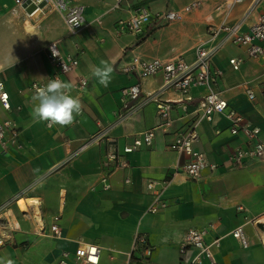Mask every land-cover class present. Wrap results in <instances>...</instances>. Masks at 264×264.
<instances>
[{"label": "crops", "instance_id": "crops-1", "mask_svg": "<svg viewBox=\"0 0 264 264\" xmlns=\"http://www.w3.org/2000/svg\"><path fill=\"white\" fill-rule=\"evenodd\" d=\"M66 1L85 5V22L75 32L69 30L59 10L45 7L43 13L27 15L17 8L11 13L12 0H0V81L10 103L5 109L0 102V121L14 122L21 143L18 148L0 150V204L9 205L18 223L13 240L0 247V260L58 264L66 251L68 264H83L75 259L73 250L83 243H95L100 247L98 264H138L129 252L134 233L139 231L153 247L149 259L140 264H185L193 251L180 253L184 233L189 228L208 227L207 240L220 236L219 245L213 249L218 264H264L258 221H248L264 213V163L251 160L243 168L230 169L227 161L229 153L245 143L243 132L230 133L229 120L221 113H215L211 120H199L193 147L217 163V168L212 172L205 169L199 181L170 174L185 159L169 144L196 118L203 89L192 90V100L183 108L181 93L161 87L162 76L155 74L141 80L143 106L125 117H116L121 88L136 81L135 75L120 70V66L132 55L180 56L192 61L196 45L208 37V23L219 18L214 8L222 0H129L119 7H114L113 0ZM192 1H199V5L180 21L159 26L149 23L136 35L116 29L117 21L135 7L162 11L181 9ZM252 1L235 5L229 21ZM31 9L26 7L25 11ZM255 10L264 12V0H258ZM51 41H57L62 53L78 57L76 68L61 80L71 84L80 77L87 80L81 92L71 89V94L81 100L82 115L66 127H48L31 115L34 93L30 83L47 84L55 70L47 57ZM231 57L242 59L239 69H232L228 62ZM101 60L113 67L107 87L91 77V69ZM211 60L220 72L217 85L221 95L264 133V60L249 57L244 48L234 45L224 47ZM248 87L255 95L252 100L245 93ZM152 98L170 101L167 117L157 112ZM152 127L156 133L150 144L124 154L128 166L106 164L108 152L122 153L124 146ZM97 132L95 141L67 159L64 139H71L73 149ZM102 173H108L110 182L105 190L98 180ZM149 178L158 181L156 188L166 203L153 213L147 210L154 200L153 191L146 188ZM18 197L37 199L34 205L46 225L58 215L61 237L33 233L29 217L15 207ZM239 205L245 210H239ZM237 225H243L250 241L247 248L229 234Z\"/></svg>", "mask_w": 264, "mask_h": 264}, {"label": "built area", "instance_id": "built-area-1", "mask_svg": "<svg viewBox=\"0 0 264 264\" xmlns=\"http://www.w3.org/2000/svg\"><path fill=\"white\" fill-rule=\"evenodd\" d=\"M129 0H113L114 7H119L121 3ZM244 0H222L214 8L218 20L210 21L207 25L208 37L201 40L195 47V56L192 61H186L182 57H152L143 58L139 55H132L129 60L125 61L120 70L136 77L132 84L121 88L120 105L116 112L117 119L127 116L128 114L140 109L145 103L141 97V80L161 74V87L173 88L181 93L183 99V108H186L187 102L192 100V90L203 89V94L197 101V116L192 121L188 129L178 132L169 144L170 149L176 151L184 157L181 165H177L170 172L171 176L180 173L189 180L199 181L203 177V171L208 169L214 171L218 164L210 162L202 151L196 150L193 143L198 135L196 124L201 119L211 120L215 113L223 114L229 120V132H243L246 136L245 143L239 145L231 151L227 157L230 169L243 168L251 160H257L264 163V133L258 126L250 124L243 116L231 107L226 99L221 95L218 89V79L220 72L212 65V56L224 47L234 45L245 49L249 57L260 58L264 60V12L255 10L258 0L252 3L232 21H229L231 11L235 5L242 3ZM28 5H32L30 11H25ZM199 1H192L184 5L181 9L169 8L162 11H150L145 6L133 8L126 18L117 21L116 29L118 32H128L139 34L146 24L164 25L171 22L180 21L184 14L197 7ZM45 7L56 9L63 12V19L71 32L81 28L85 22L84 10L85 5L81 3H68L66 0H12L9 8L12 13L17 8L24 11L27 15L43 13ZM53 52L57 55H53ZM79 52H81L79 50ZM47 57L55 67L54 72L49 79L62 76L65 73L73 71L78 64L77 55L62 53L57 45V41H51L47 45ZM242 59L231 57L228 59L232 69L237 70L240 67ZM48 79V80H49ZM42 81H33L29 88L35 92L36 87L44 86ZM87 85V80L80 77L72 84V89L81 92ZM249 100L254 99L255 95L250 87L245 89ZM261 97L264 99V91H261ZM155 102L157 112L164 117L168 116L171 108L170 101L152 98ZM0 102L3 108L10 107L8 93L4 89L3 82L0 81ZM47 126V122H46ZM100 132L90 135L86 141L80 143L76 148L71 149V139H64V144L68 149L67 159L75 156L83 148L95 141ZM156 127H152L143 132L140 137L134 138L133 142L124 146L123 152L117 150L110 151L106 154V164L115 167H126L128 161L124 154L132 151L136 146L148 145L155 137ZM19 130L14 122L10 119L0 121V150L7 151L10 147H20ZM180 167V168H179ZM101 189L110 187L108 173H102L99 177ZM158 181L147 179L146 188L153 191L154 200L148 206L149 212H156L166 206L161 199V192L157 190ZM38 206V205H37ZM241 211L245 208L237 206ZM36 206L31 205L25 211H20L27 215L32 222V232L38 236L61 237V229L58 225V215H53L48 225L41 217L40 212H35ZM38 216V217H37ZM248 221H264V213L259 216L248 218ZM258 228V227H257ZM259 229V228H258ZM18 230V223L11 208L7 203L0 204V247L13 240V232ZM208 227L189 228L183 235L180 245V253L184 255L190 250L193 253L185 261V264H218L213 249L219 245L220 236L207 240ZM261 233V242L264 243V231ZM229 234L239 243L242 248H247L250 241L245 234L243 225L233 227ZM152 246L148 243L145 235L136 231L133 236V245L129 255L135 257L139 263L146 262L151 253ZM100 247L95 243H83L73 250L75 259L80 260L83 264H98ZM68 252L61 253L58 264H68L66 258Z\"/></svg>", "mask_w": 264, "mask_h": 264}, {"label": "clouds", "instance_id": "clouds-1", "mask_svg": "<svg viewBox=\"0 0 264 264\" xmlns=\"http://www.w3.org/2000/svg\"><path fill=\"white\" fill-rule=\"evenodd\" d=\"M53 55L57 53L53 52ZM113 67L104 60L91 69V77L100 85L107 87L111 82ZM72 84L61 80L59 76L49 79L44 86L36 87L31 99L33 101L32 117L37 122H47L48 127L58 125L70 126L77 116L82 115V103L79 97L71 94ZM0 264H14L11 259Z\"/></svg>", "mask_w": 264, "mask_h": 264}, {"label": "bare ground", "instance_id": "bare-ground-1", "mask_svg": "<svg viewBox=\"0 0 264 264\" xmlns=\"http://www.w3.org/2000/svg\"><path fill=\"white\" fill-rule=\"evenodd\" d=\"M37 202V199L35 198H25V197H18L15 200V207L18 211H25L29 208V206L34 205ZM35 212L38 214L40 210L37 208L35 209Z\"/></svg>", "mask_w": 264, "mask_h": 264}, {"label": "water", "instance_id": "water-1", "mask_svg": "<svg viewBox=\"0 0 264 264\" xmlns=\"http://www.w3.org/2000/svg\"><path fill=\"white\" fill-rule=\"evenodd\" d=\"M257 227H258L260 230L264 231V221H258V222H257Z\"/></svg>", "mask_w": 264, "mask_h": 264}, {"label": "rangeland", "instance_id": "rangeland-1", "mask_svg": "<svg viewBox=\"0 0 264 264\" xmlns=\"http://www.w3.org/2000/svg\"><path fill=\"white\" fill-rule=\"evenodd\" d=\"M31 8H32V5H28V6H27V9H31Z\"/></svg>", "mask_w": 264, "mask_h": 264}]
</instances>
